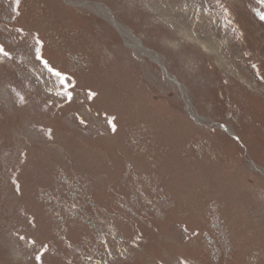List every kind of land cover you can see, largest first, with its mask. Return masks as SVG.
<instances>
[{
  "label": "rangeland",
  "instance_id": "1",
  "mask_svg": "<svg viewBox=\"0 0 264 264\" xmlns=\"http://www.w3.org/2000/svg\"><path fill=\"white\" fill-rule=\"evenodd\" d=\"M262 15L0 0V264H264Z\"/></svg>",
  "mask_w": 264,
  "mask_h": 264
},
{
  "label": "snow or ice",
  "instance_id": "2",
  "mask_svg": "<svg viewBox=\"0 0 264 264\" xmlns=\"http://www.w3.org/2000/svg\"><path fill=\"white\" fill-rule=\"evenodd\" d=\"M19 2H20V0H16L17 4H19ZM261 19H264V15L261 16ZM18 31L22 32L23 29H18ZM36 45H37V47H35V49H34L35 59L37 61H40V63L44 66L45 69H47V71L49 73H51L52 75H54L55 77H57L60 80V83L63 87H62V91L57 93V94L67 97V99L70 101L72 99V91L69 90V87H68V85L71 84L70 79L66 80V74L65 73H63L60 70H57L54 66L50 65L48 60L43 58V54H42L43 42L39 38L36 39ZM0 55L10 58V54L8 51L5 50L3 44H0ZM253 67H256V66L253 65ZM93 96H95V93L92 91H89L88 98L91 99ZM20 99H21V101H23V97H21ZM81 123H83V121H81ZM109 123L111 124L112 121H109ZM113 130H115V125H113ZM50 131L51 130H49V133H50ZM17 191H19V188H17ZM21 239H23V237H21ZM136 239H139V237H137ZM30 243H35V242L30 241ZM109 255H111V253H109ZM35 261L37 262V264H42V257L40 254H37L35 256Z\"/></svg>",
  "mask_w": 264,
  "mask_h": 264
},
{
  "label": "bare ground",
  "instance_id": "3",
  "mask_svg": "<svg viewBox=\"0 0 264 264\" xmlns=\"http://www.w3.org/2000/svg\"><path fill=\"white\" fill-rule=\"evenodd\" d=\"M150 2V1H149ZM148 2V3H149ZM183 2V1H182ZM177 3V2H176ZM177 4H179V3H177ZM177 16H176V20H175V22H176V26H179V27H183V28H185L186 26L188 27V26H190V22H188V23H185L184 22V18H185V15H183V14H176ZM110 19V18H109ZM169 24V23H168ZM198 44V43H197ZM196 121V120H195ZM70 212V211H69ZM14 219V218H13Z\"/></svg>",
  "mask_w": 264,
  "mask_h": 264
}]
</instances>
